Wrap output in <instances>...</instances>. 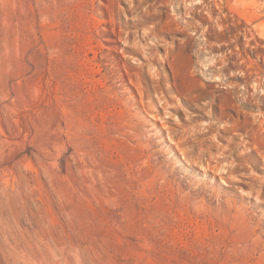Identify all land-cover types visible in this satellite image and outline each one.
<instances>
[{"label": "rangeland", "instance_id": "obj_1", "mask_svg": "<svg viewBox=\"0 0 264 264\" xmlns=\"http://www.w3.org/2000/svg\"><path fill=\"white\" fill-rule=\"evenodd\" d=\"M0 264H264V0H0Z\"/></svg>", "mask_w": 264, "mask_h": 264}]
</instances>
